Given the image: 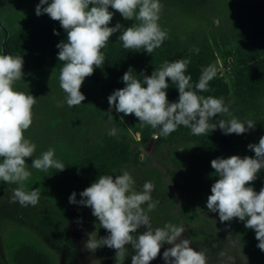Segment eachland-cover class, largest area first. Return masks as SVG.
I'll list each match as a JSON object with an SVG mask.
<instances>
[{"label":"rangeland","instance_id":"rangeland-1","mask_svg":"<svg viewBox=\"0 0 264 264\" xmlns=\"http://www.w3.org/2000/svg\"><path fill=\"white\" fill-rule=\"evenodd\" d=\"M51 0H49V3ZM163 9L159 24L167 30L168 39L152 54L140 49V60L162 54L177 42L181 58L195 45H207L213 53L217 76L227 85L232 115H217L213 120L229 121L233 117L241 122L254 121L255 128L241 134V144L248 154L255 157L249 144H258L264 136V95L253 100L235 96L236 79L241 63L253 55L264 54V0H160ZM40 0H0V54H6L5 43L19 28L30 25L41 28L52 20L47 14L36 15ZM47 5H45L46 7ZM91 7V5H90ZM114 12L109 27L120 23L124 28L136 23L125 20ZM120 32L109 38L104 52L118 46ZM184 48V51H183ZM62 64L47 59L40 67L28 69L23 65L24 76L14 85L18 91L37 98L33 107V124L25 132V138L36 145L33 157L25 158L32 175L24 182V189L38 188L40 200L36 206H21L12 203L13 189L19 185L0 181V264H16L13 252L19 245L31 246L44 252L51 264H116V250L107 246L95 252L85 248V241L109 235L101 227L89 207L69 203L72 194L48 187L44 175L56 170L41 171L31 167L32 159L40 158L49 148L55 149L57 160H79L109 140H126L132 158L117 165L112 175L128 171L136 181V189L142 190L145 182L154 185L152 200L156 207L145 211L154 227L172 224L183 227L184 238L191 246L205 251L207 264H264L263 258L249 262L235 239L234 232L225 222H220L218 213L207 210L206 201L196 192L181 194L173 185L170 172H180L196 152V144L190 138V129L174 138L161 140L147 133L149 125L142 124L135 115L125 116L112 109L102 85L87 77L80 89L86 99L79 106L69 107L66 93L59 86ZM113 128L116 134L108 133ZM80 201L81 196L76 195ZM145 228L138 229V233ZM136 235V234H134ZM172 245L165 244L158 257L150 264H165L163 252ZM124 264H131L134 250L126 246ZM223 253V255H221Z\"/></svg>","mask_w":264,"mask_h":264},{"label":"clouds","instance_id":"clouds-1","mask_svg":"<svg viewBox=\"0 0 264 264\" xmlns=\"http://www.w3.org/2000/svg\"><path fill=\"white\" fill-rule=\"evenodd\" d=\"M110 7L125 20L138 23L127 28L120 23L109 27L114 16ZM162 9L160 0H51L50 3L49 0H40L36 15L47 14L52 20L59 21L67 33L66 42L61 41L56 47L59 49L58 61L64 62L59 86L66 93L69 107L79 106L86 99L80 91L82 84L96 68L104 65L105 55L101 50L114 33H121L119 40L125 49H143L152 54L162 46L168 39L167 30L159 24ZM53 31L59 35L55 29ZM194 51L198 53L199 49ZM190 63V58L165 61L150 76L142 73V80L133 76L130 68L122 77L126 86L108 96L107 114L112 118L113 108L125 116L134 114L142 124L159 128L155 135L165 138L179 126L190 129L193 135H203L217 127L225 135H241L253 130L256 123L252 120L241 122L233 117L229 121L220 120L218 124L210 122L217 115L231 116V101L199 95L198 92L210 90L209 82L216 77V68L214 65L205 67L198 83L193 85L192 77L185 74ZM23 65L21 56L0 54V181L19 185L13 189L11 202L27 207L39 203L40 191L38 188L24 189V182L32 175L25 158L33 157L36 150L35 143L24 134L33 124V107L37 98L14 87L25 75ZM166 78L177 86L178 102H169ZM108 134L114 136L116 129ZM247 147L254 151V158L232 155L211 161L218 179L211 186L206 207L209 212L218 213L220 222L235 218L244 222L246 228L254 230L259 242L257 247L264 252V187L256 192L250 186L264 169V136L260 137L258 144ZM54 157L55 149L49 148L40 158L32 159L31 167L45 172L51 168L63 171L66 167ZM153 191L151 182H145L138 191L133 176L124 171L115 177L99 176L80 192V201L73 192L69 203L91 208L92 215L109 233L99 239L90 234L85 248L92 252L103 246L115 249L116 264H124L126 246L131 245L135 253L131 256V264H150L168 244L172 246L163 252L165 264H207L205 251L193 248L190 240L182 236L183 227L172 224L152 226L143 206L147 205L148 211L156 207L152 200ZM142 227L145 231L138 233Z\"/></svg>","mask_w":264,"mask_h":264},{"label":"trees","instance_id":"trees-1","mask_svg":"<svg viewBox=\"0 0 264 264\" xmlns=\"http://www.w3.org/2000/svg\"><path fill=\"white\" fill-rule=\"evenodd\" d=\"M54 29L59 35L54 34ZM66 40L67 33L58 22L50 21L40 29L25 25L9 36L5 43V50L6 54L23 57L24 67L28 69L42 66L47 59H51L55 64L63 65V61H58L59 49L56 45L61 41L66 42ZM195 48L198 47L193 45L191 51L187 53L186 59L190 58L191 63L185 73L192 77L191 83L193 85L198 83L202 70L212 65L214 60L213 53L207 43L203 48H198V53L194 51ZM101 51L105 55V63L101 68H96L94 74L89 77L102 85L107 102L109 95L115 90L126 86L122 81V77L130 68L132 69V75L142 80V73L150 76L155 69H160L165 61L171 62L181 59V50L177 42L174 47H169L167 51L152 56L146 61L140 60V51L125 49L123 42L108 53H105L103 49ZM241 67L236 79L237 92L235 96L245 100H253L263 96L264 54L248 57L242 61ZM166 79L169 84V88L166 90L169 102H178L179 92L177 86L172 84L170 78ZM144 86L146 87V85ZM209 89V91L198 92V94L215 98L228 96L226 83L217 75L209 82ZM219 121L215 119L212 123L218 124ZM186 129L184 126H179L167 138L157 137L161 140L174 139ZM159 131V128L153 129L151 126L147 128V133L153 135ZM190 138L196 144L195 154L182 167L180 172H170V177L179 193L196 192L206 202L207 197L211 195V186L218 179V175L211 167L213 159L228 158L232 155H239L241 158L245 156L254 158L243 148L241 135H225L218 127L216 130L212 132L209 130L203 135H193L190 132ZM131 158L132 155L126 140H109L79 160H59L66 168L63 171L56 169L53 172L46 173L44 181H46L48 187L52 186V189L61 191L63 194L75 192L79 195L99 176L112 175V171L117 165L127 163ZM250 186L256 192L264 187V169L259 172L257 179ZM225 225L233 230L235 239L249 262L253 263L259 257L264 259V252L257 247L259 242L255 238L254 230L246 228L245 223L238 218L225 222ZM13 260L16 264H51L49 257L44 252L27 245H19L14 250Z\"/></svg>","mask_w":264,"mask_h":264}]
</instances>
